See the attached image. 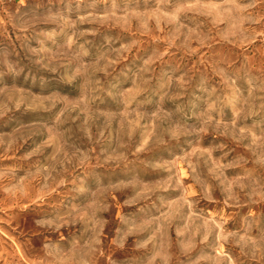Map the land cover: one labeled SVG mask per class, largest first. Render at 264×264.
I'll return each instance as SVG.
<instances>
[{"label":"rangeland","instance_id":"1","mask_svg":"<svg viewBox=\"0 0 264 264\" xmlns=\"http://www.w3.org/2000/svg\"><path fill=\"white\" fill-rule=\"evenodd\" d=\"M0 264H264V0H0Z\"/></svg>","mask_w":264,"mask_h":264}]
</instances>
